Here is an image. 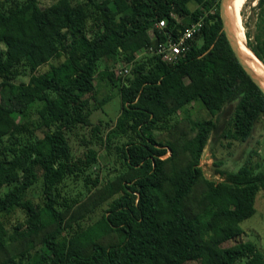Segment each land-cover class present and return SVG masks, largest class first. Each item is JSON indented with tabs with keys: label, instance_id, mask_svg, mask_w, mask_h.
Returning <instances> with one entry per match:
<instances>
[{
	"label": "trees",
	"instance_id": "trees-1",
	"mask_svg": "<svg viewBox=\"0 0 264 264\" xmlns=\"http://www.w3.org/2000/svg\"><path fill=\"white\" fill-rule=\"evenodd\" d=\"M40 1H0V264H264L250 242L223 247L255 213L264 159L252 150L235 171L219 161V182L200 167L227 105L230 145L264 119V95L222 32L220 0ZM256 8L246 46L264 65V0ZM202 17L174 63L145 53ZM98 72L120 96L113 121L91 120L108 100L97 99ZM194 103L208 119L190 118Z\"/></svg>",
	"mask_w": 264,
	"mask_h": 264
},
{
	"label": "rangeland",
	"instance_id": "rangeland-1",
	"mask_svg": "<svg viewBox=\"0 0 264 264\" xmlns=\"http://www.w3.org/2000/svg\"><path fill=\"white\" fill-rule=\"evenodd\" d=\"M55 1L56 0H41L39 5L44 8ZM75 1L81 2L82 0H74V2ZM256 5L257 0H246L243 5L241 14L244 35L247 30H253L257 14ZM188 6L191 10L194 9L192 3H189ZM246 42L247 40L245 36V45ZM0 49H3V47H0ZM120 67L121 66H118L116 70L120 69ZM100 76L101 72H98L94 81L97 88V99L99 101H102L103 99L108 100L92 113L91 120L93 123H97L99 120L104 122L115 120L119 116L121 108L120 96L117 93V89L108 85V83L101 79ZM20 80L24 82L27 81L26 79H19L18 81ZM188 111L190 118L193 121L209 118L208 114L199 103H194L189 106ZM231 111L232 106L227 105L216 117L218 123L217 129L210 135L209 142L200 159V167L205 178L213 182H219L221 180L220 177L215 174V171L219 168L216 167L215 164L219 161L223 163L222 167L220 166V169L225 168L227 170L235 171L245 161L252 150L258 153L257 156L253 157L254 160L264 159V119H261L255 125L251 137L245 143L232 142L230 145L227 143L226 139L221 137L222 132L227 126ZM74 148H76V146H74ZM98 159L99 171L101 174L111 178L113 176V170L109 169L113 168L112 161L103 154V151L100 152ZM38 192L37 188L33 191V193ZM254 207V215L242 221L239 225L242 230V235L233 241L226 242L223 244V247H230L240 241L250 242L255 245L258 252L264 255V192L260 191L256 195ZM187 264L200 263L198 261H192ZM236 264H245V260H241Z\"/></svg>",
	"mask_w": 264,
	"mask_h": 264
},
{
	"label": "built area",
	"instance_id": "built-area-1",
	"mask_svg": "<svg viewBox=\"0 0 264 264\" xmlns=\"http://www.w3.org/2000/svg\"><path fill=\"white\" fill-rule=\"evenodd\" d=\"M209 13L212 14L213 11ZM203 17H207V14H205ZM203 17L186 26L182 34L176 39H173L170 34L164 33L163 41L158 42L155 46L148 47L145 53L148 55L156 56L165 63H174L179 57H181L189 50L190 47L188 45V42L194 39L195 36L201 32V29L204 25ZM164 27V20H160L155 25V28L159 30L164 29ZM148 33L151 40H153V32L148 31ZM118 74H127V69H118Z\"/></svg>",
	"mask_w": 264,
	"mask_h": 264
},
{
	"label": "bare ground",
	"instance_id": "bare-ground-1",
	"mask_svg": "<svg viewBox=\"0 0 264 264\" xmlns=\"http://www.w3.org/2000/svg\"><path fill=\"white\" fill-rule=\"evenodd\" d=\"M246 0H240L232 21V11L235 0H228V16L234 33V39L242 59L246 62L255 77L264 86V65L255 57V55L245 45L244 28L242 26L241 10Z\"/></svg>",
	"mask_w": 264,
	"mask_h": 264
},
{
	"label": "water",
	"instance_id": "water-1",
	"mask_svg": "<svg viewBox=\"0 0 264 264\" xmlns=\"http://www.w3.org/2000/svg\"><path fill=\"white\" fill-rule=\"evenodd\" d=\"M219 17H220L221 24H222V32L224 33L225 38H226V40L228 42V45H229L232 53L234 54L238 64L240 65L242 70L246 73V75L250 78L252 83L264 95V86L255 77V75L253 74L251 69L248 67L246 62L242 59V57L240 55V52L238 50V47L236 45V42H235V39H234L233 29L231 27V23H230L229 16H228V0H220L219 1Z\"/></svg>",
	"mask_w": 264,
	"mask_h": 264
},
{
	"label": "crops",
	"instance_id": "crops-1",
	"mask_svg": "<svg viewBox=\"0 0 264 264\" xmlns=\"http://www.w3.org/2000/svg\"><path fill=\"white\" fill-rule=\"evenodd\" d=\"M147 36L149 37V39L151 40L150 36H149V33H147Z\"/></svg>",
	"mask_w": 264,
	"mask_h": 264
}]
</instances>
